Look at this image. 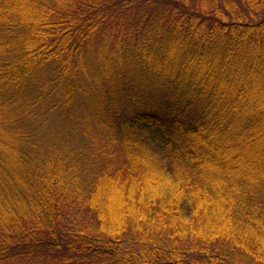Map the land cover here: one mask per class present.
Here are the masks:
<instances>
[{
    "label": "trees",
    "instance_id": "1",
    "mask_svg": "<svg viewBox=\"0 0 264 264\" xmlns=\"http://www.w3.org/2000/svg\"><path fill=\"white\" fill-rule=\"evenodd\" d=\"M0 59V264H264V0H0Z\"/></svg>",
    "mask_w": 264,
    "mask_h": 264
},
{
    "label": "rangeland",
    "instance_id": "2",
    "mask_svg": "<svg viewBox=\"0 0 264 264\" xmlns=\"http://www.w3.org/2000/svg\"><path fill=\"white\" fill-rule=\"evenodd\" d=\"M0 62H2L1 59H0ZM49 99L50 100L53 99V95L51 93V90H49ZM43 100L46 101L45 98ZM50 100H47L45 103V107L43 108L41 106V109H43V110L41 112H38L40 115V118L43 119V120H41V122L43 123V127L40 130V135L38 134V136L41 138L42 144H43L41 152H43V155L47 156V157L51 156L50 152L54 149V147H52L51 145L57 146V145H59V143L63 144L64 141L68 140L67 136H69V140H72L74 142H78V141L80 142V135H76V134L81 132L80 129H78L76 132H73V130H72L73 128H71L70 125H69L70 127H68L69 122L66 123L59 115H58V117L52 116L53 111H50L48 108V106H50L52 104V102ZM65 100L68 101L67 107H69V105L78 106V104L75 103L78 101V99H74V101H71L70 99L64 98L63 102ZM257 101H259V96L257 98ZM85 109H86V107H85ZM54 112H56V111H54ZM49 118H50V120H48ZM91 120L92 119H90V121ZM90 121H88L89 125H93L94 121H91V122ZM72 135H73V137H72ZM58 138H60L59 141H57ZM75 138H76V141L74 140Z\"/></svg>",
    "mask_w": 264,
    "mask_h": 264
}]
</instances>
